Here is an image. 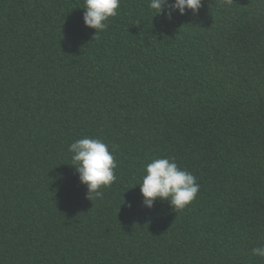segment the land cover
I'll use <instances>...</instances> for the list:
<instances>
[{"label":"trees","instance_id":"1","mask_svg":"<svg viewBox=\"0 0 264 264\" xmlns=\"http://www.w3.org/2000/svg\"><path fill=\"white\" fill-rule=\"evenodd\" d=\"M84 2L0 0V264H264V0H121L95 39ZM85 137L117 163L93 200ZM163 157L200 184L182 210L143 205Z\"/></svg>","mask_w":264,"mask_h":264},{"label":"clouds","instance_id":"2","mask_svg":"<svg viewBox=\"0 0 264 264\" xmlns=\"http://www.w3.org/2000/svg\"><path fill=\"white\" fill-rule=\"evenodd\" d=\"M230 3L231 0H228ZM202 0H149V7L156 15L167 14L169 20L179 12L185 15L188 10L198 13ZM121 0H85L83 15L85 26L95 29L96 34L107 30L108 21L118 15ZM69 151L73 154V166L79 180L86 185L87 197L102 196L101 189L111 186L117 179L115 169L117 163L114 146L100 139L85 137L71 143ZM143 205L149 209L154 207L157 199L170 202L176 210H182L192 203L200 191L197 178L188 170L181 169L174 158H156L146 166V174L140 184ZM254 256L264 259V245L252 249Z\"/></svg>","mask_w":264,"mask_h":264}]
</instances>
